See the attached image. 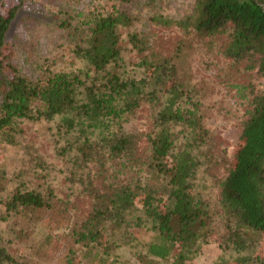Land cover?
Returning a JSON list of instances; mask_svg holds the SVG:
<instances>
[{
    "label": "trees",
    "instance_id": "trees-1",
    "mask_svg": "<svg viewBox=\"0 0 264 264\" xmlns=\"http://www.w3.org/2000/svg\"><path fill=\"white\" fill-rule=\"evenodd\" d=\"M27 1L0 0V142L20 144L24 123L39 126L53 137L59 164L35 158L40 181L4 192L0 224L13 222L10 232L28 240L24 229L36 227L38 213L81 196L88 210L71 236L95 248V264H129L108 257V243L125 245L141 262L184 264L213 234L221 249L213 264H264L256 252L264 235V92L248 100L239 145L218 182L215 234L196 178L219 167L223 148L174 63L190 35L217 38L226 58L264 75V0H193L181 18L151 16L154 25L183 34L173 49L150 44L135 29V0H47L55 10L46 23L61 31L58 55L68 52L71 64L56 66L57 57L45 56L32 77L15 63L11 32ZM144 107L152 111L147 128L125 130ZM5 180L1 171L0 192ZM144 233L142 242L137 235ZM1 240L0 264H17Z\"/></svg>",
    "mask_w": 264,
    "mask_h": 264
},
{
    "label": "rangeland",
    "instance_id": "rangeland-1",
    "mask_svg": "<svg viewBox=\"0 0 264 264\" xmlns=\"http://www.w3.org/2000/svg\"><path fill=\"white\" fill-rule=\"evenodd\" d=\"M192 1L135 0L131 6L136 15L135 29L144 33L150 44L173 49L183 38V34L173 26L154 25L150 17L163 15L173 19L181 18L190 12ZM27 4V10L19 12L18 20L11 30L17 42V67L23 74L32 77L37 71L38 59L41 62L45 56L57 57L60 64L56 66L69 67L71 59L68 52L65 51L62 56L58 55L60 48H57V44L62 36L61 31L52 29L46 23L55 10L52 4L47 0H28ZM187 42H190V45L183 46L174 59L177 77L186 88L194 90L195 96L202 102V121L221 142L223 148V161L219 167L206 174L199 173L196 178L199 196L214 212L211 221L214 227L211 230L217 234L220 230L216 207L218 182L226 175L228 165L239 145V134L246 116L248 100L252 94L264 92V75L259 73L257 68L247 69L243 63L226 58L221 53L220 40L217 38H205L200 41L190 35L184 44ZM151 113L150 108H142L135 119L123 124V128L142 133L148 126ZM22 126V145L0 142V172L3 171L6 176L2 189L4 191L0 192L1 198L4 192L16 183L24 181L35 186L40 181L39 174L42 171L36 169L35 158L45 157L44 160L50 167L59 164L51 147L53 137L41 131L39 126L29 123ZM143 143L141 140L139 147ZM25 144H29L28 148L24 147ZM55 176L56 174L51 172L50 177H47L48 181ZM55 190L60 192V185ZM61 195L65 198L64 192H61ZM135 202L139 205L138 197ZM87 210L84 198L72 196L66 205L38 213L36 227L30 224L24 229L31 235L28 240L23 237L18 239L10 232L13 222H3L0 224L1 243L8 246L17 264H95V248L78 246L71 236V229L78 228ZM3 213L4 208L0 203V216ZM19 226L23 228V225ZM148 236L149 233H144L137 235V238L144 242L148 240ZM217 240V236L213 234L211 238L200 242L196 255L184 264H213L215 257L221 254ZM108 250V257L115 256L118 262L127 260L129 264H162L157 259L150 262L137 260L121 243H108ZM256 252L260 255L264 253V235Z\"/></svg>",
    "mask_w": 264,
    "mask_h": 264
}]
</instances>
